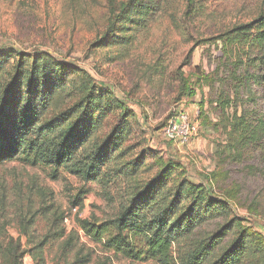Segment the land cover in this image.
I'll return each instance as SVG.
<instances>
[{
	"label": "rangeland",
	"instance_id": "1",
	"mask_svg": "<svg viewBox=\"0 0 264 264\" xmlns=\"http://www.w3.org/2000/svg\"><path fill=\"white\" fill-rule=\"evenodd\" d=\"M119 1L127 0H0V49L30 56L47 52L72 67L49 116L80 99L84 81L107 89L115 99L99 140L124 109L132 112V133L120 165H111L99 180L82 181L40 164L0 165V264L10 259V240L16 254L23 253L21 264H156L107 249L82 231L78 219L100 223L115 217L128 192L167 162L178 164L171 184L202 182L229 204L226 217L199 225L194 238L207 237L229 220L264 235V164L225 158L226 136L207 85L192 97L181 94L182 78L192 85L214 67L219 50L206 39L264 11V0H193L189 6L187 0H164L153 17L118 28L111 9ZM183 114L197 132L181 142L164 130ZM140 154L144 163L129 179L121 167Z\"/></svg>",
	"mask_w": 264,
	"mask_h": 264
},
{
	"label": "trees",
	"instance_id": "2",
	"mask_svg": "<svg viewBox=\"0 0 264 264\" xmlns=\"http://www.w3.org/2000/svg\"><path fill=\"white\" fill-rule=\"evenodd\" d=\"M163 1H119L115 8L112 4L111 13L120 21L118 28L124 22L132 26L138 19L153 17ZM193 2L187 0V6ZM206 42L219 50L214 67L192 85L182 78L181 94L192 97L198 87L207 85L214 92L210 102L220 114L217 122L226 136L225 158L264 164V11ZM71 69L47 52L30 56L0 49V165L18 161L48 166L54 172L62 168L82 181L99 180L111 165H120L132 133V112L124 109L107 135L97 138L106 112L115 105L110 91L84 81L85 94L49 116L57 109ZM143 163L140 154L121 170L130 179ZM176 168L177 163L167 162L142 186L128 192L115 217L100 223L78 219L79 227L107 249L134 261L264 264V235L253 227H239L229 220L207 237L194 238L199 225L226 217L229 204L202 182L182 179L171 184ZM8 243L7 264H21L23 253L16 254L12 240Z\"/></svg>",
	"mask_w": 264,
	"mask_h": 264
},
{
	"label": "built area",
	"instance_id": "3",
	"mask_svg": "<svg viewBox=\"0 0 264 264\" xmlns=\"http://www.w3.org/2000/svg\"><path fill=\"white\" fill-rule=\"evenodd\" d=\"M197 132V125L188 120L187 115H180L173 121H170L164 133L169 137H176L181 140V142L188 139L192 134ZM72 214H77V208H72ZM68 221V217L65 218Z\"/></svg>",
	"mask_w": 264,
	"mask_h": 264
}]
</instances>
